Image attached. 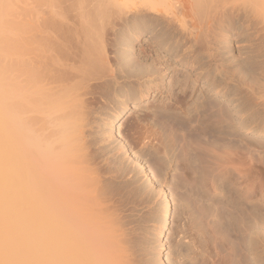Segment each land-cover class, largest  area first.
I'll return each instance as SVG.
<instances>
[{"label":"bare ground","instance_id":"obj_1","mask_svg":"<svg viewBox=\"0 0 264 264\" xmlns=\"http://www.w3.org/2000/svg\"><path fill=\"white\" fill-rule=\"evenodd\" d=\"M17 1L0 0V264H264V154L240 134L264 137V0H31L26 26ZM200 82L230 107L190 103ZM152 93L162 113L124 133ZM136 168L161 198L152 241ZM172 201L189 225L165 259Z\"/></svg>","mask_w":264,"mask_h":264},{"label":"rangeland","instance_id":"obj_2","mask_svg":"<svg viewBox=\"0 0 264 264\" xmlns=\"http://www.w3.org/2000/svg\"><path fill=\"white\" fill-rule=\"evenodd\" d=\"M30 8H31V0H20V1L18 0L17 3L15 4V10H14V13L11 15V18H13L14 21H16L15 23H17V22L20 23L19 26L20 25L22 26V24H24V26H26L27 23H28L29 17H30V11H31ZM147 38H148L147 36H143L141 38L142 40H140L139 43H142L143 45H145V43H146V45H148L149 44V41H148L149 38L148 39ZM146 39H147V41H146ZM140 45L141 44H137L136 45L137 46V49L140 48ZM177 67H176V69L178 70L179 74L185 73L187 70L191 71V68L188 67V66H186L187 67L186 68L184 65H181V66L179 65V67H178L179 69ZM167 78H166V82L169 81V78H168V80H167ZM200 83L194 86L195 89L193 88V91H192V94L193 95H191V97L188 98V100H190L189 101L190 103H193L198 98V96H200L201 93L203 92L204 95H206V96L208 95L207 97H208L209 100H211V98H212V100H216L217 101L220 98L219 101L222 102L225 106H229L230 105L229 102H227V100H225V98H222V97L217 96L212 91H210L209 87H206L207 85H205V84L203 85V82H200ZM174 90L176 91L177 90V87H175ZM155 95H153V93H152L151 96L149 95L143 101H141L138 104L134 105L135 107L129 111L128 115H126V118L124 119V121H125L124 126L122 127V130H123L124 133H128L129 132V129H130V126H131L132 122H135L136 119L138 120V119H140L142 117L144 118V117L147 116L149 123H152V121H154L153 119H155L156 118V115H157V114H155V112L158 113V114H160L159 112L161 111V113H162V108H160V105L158 104L161 101V99L159 98V95L160 94L157 95L156 98H155ZM225 102H226L227 105L225 104ZM158 105H159V109H161V110L158 109ZM157 111H159V112H157ZM178 111L181 112L180 110H178ZM184 119H185V117H184ZM172 122L175 123V124L178 123V122H175V120L172 121ZM191 125L194 126L195 123H191ZM240 134H241L242 137H244V140L249 139L253 143H255L256 145L259 144L257 147L258 148L260 147V149H259L260 150V155H263L264 154V137H262L260 135H255V134L250 133L249 131H245L243 129L240 130ZM147 149H148V150H146L147 152L149 150H151L150 148H147ZM134 156L135 155H133L134 160H135V158L137 159V156H135V157ZM133 158L131 156V160ZM143 158H145V157H141V156L139 157V159H141V160H143ZM143 163H145V161ZM162 171H163V173L166 172L164 174L165 180H166V183L164 184V188L168 192L171 193V191L169 190L170 189L169 187L171 186L170 184H173L174 182H176L173 179V173H174V171L172 170V168H166V167L165 168L163 167V170ZM145 175L146 174H145V171L144 170L139 169V168H136V171H134V173L130 174L128 176V178L129 177L130 178L132 177L131 179L133 181V185H145V187L149 186L147 188H148V190L151 191V192L148 191V193L147 192L144 193L145 194V195H143L144 196L143 197L144 202L139 207V209H140V213L142 214L143 221L145 222V224H144V222H143V224H144L145 227L147 225V227L145 229H148V232H151L153 234L152 235L151 233H148L149 236L151 235L150 237L147 234H144V235H145V237L147 235L148 236L147 238H149V241H152L153 238L155 237L154 234L157 232L156 230H158V226H160V223H161L160 222L161 220L159 221V219L162 217L161 216L162 213L160 215V212H161V207H160V205H161V203H160L161 202V198H160V196H157V195L154 194V192H152L153 189H149V188H152L155 185H152V181H149L148 179H146L147 176H145ZM153 182H154V180H153ZM151 193H153V194H151ZM170 197H171L170 199H172V195ZM176 203H177V201H172L171 202L173 216L171 218V224H170V229H169L170 232L168 234V238L165 239L168 242L167 243V246H166L167 247V250L165 251L166 255L164 256L165 259H166V257H169L170 259H172L171 257L173 256V254L171 253L172 252L171 250L174 248L173 246L176 244V242L178 243V241H179L178 239H180L179 237H176L177 236L176 233L178 234V230H179L178 227L180 226L179 224H182L183 226H185V228H187L188 225H189L188 224V219L186 218L187 215L186 216L184 215L182 217L179 216L180 218H177L178 216L175 217V214L178 215V211L175 210V204ZM148 227L151 228L152 230L150 229L151 230L150 231ZM188 239H190V238H187L184 241L186 243H188L187 242ZM170 248H172V249H170Z\"/></svg>","mask_w":264,"mask_h":264}]
</instances>
